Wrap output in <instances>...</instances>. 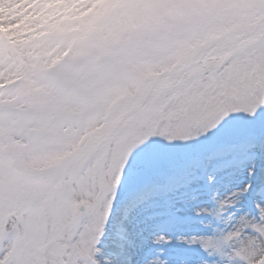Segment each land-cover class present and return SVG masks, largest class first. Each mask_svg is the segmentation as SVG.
Returning <instances> with one entry per match:
<instances>
[{
	"label": "snow or ice",
	"instance_id": "6c2138e0",
	"mask_svg": "<svg viewBox=\"0 0 264 264\" xmlns=\"http://www.w3.org/2000/svg\"><path fill=\"white\" fill-rule=\"evenodd\" d=\"M0 264H264V0H0Z\"/></svg>",
	"mask_w": 264,
	"mask_h": 264
}]
</instances>
